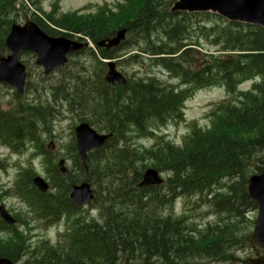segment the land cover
Returning a JSON list of instances; mask_svg holds the SVG:
<instances>
[{
  "label": "trees",
  "instance_id": "trees-1",
  "mask_svg": "<svg viewBox=\"0 0 264 264\" xmlns=\"http://www.w3.org/2000/svg\"><path fill=\"white\" fill-rule=\"evenodd\" d=\"M174 1L122 0L114 8L105 4L95 14L45 15L65 32L51 28L36 14L33 20L49 35L79 34L94 43L127 28V40L120 47L98 49L103 58L120 57V51L130 49L133 43L167 69L172 78L189 83L192 91L223 80L233 89L238 76L264 77L263 28L243 24L221 27L216 23L207 30L213 43L226 52L248 53L211 55L202 61L197 51L183 50L188 46L186 28L177 14L169 11ZM16 4L17 0H0V55L6 52V36L14 23L10 14L19 11ZM98 62L96 76L88 83L90 115L85 119L113 132V137L104 148L90 154L89 173L80 166V174L70 171L63 175L55 161L46 160L51 183L57 188L53 194L35 189L33 170L25 171L17 190L38 217L53 223L63 213L75 212L77 206L69 192L81 177L93 184H105L96 198L102 221H75L57 246L48 240L30 244L23 232H7L0 236V257L22 260L20 264H201L203 257L215 262L235 259L237 248L250 247L252 221L246 215L256 207L246 193L247 178L264 164V83L258 95L248 93L239 104L231 102L216 109L209 130L192 126L183 146L175 147L156 130L181 118L180 109L189 90L155 77L130 79L123 87L111 86L103 76L105 63ZM59 94L60 88L52 87L53 98L58 99ZM82 101L75 99L72 105L84 111ZM46 106L19 101L14 109L0 110V140L18 149L21 141H35L40 130L38 118L46 123L51 114ZM146 137L154 138V145L136 143ZM147 167L165 173V183L138 187ZM224 179L229 181L222 183ZM210 193L213 209L223 215L214 225L196 229L184 214L176 217L165 213L179 195L207 197ZM2 223L0 227L12 229Z\"/></svg>",
  "mask_w": 264,
  "mask_h": 264
},
{
  "label": "rangeland",
  "instance_id": "rangeland-1",
  "mask_svg": "<svg viewBox=\"0 0 264 264\" xmlns=\"http://www.w3.org/2000/svg\"><path fill=\"white\" fill-rule=\"evenodd\" d=\"M36 1L37 0L24 1L27 9L21 10L22 15L17 18L16 23L22 24L23 22H25L26 16L29 17L33 10L30 3L33 4V2ZM39 1L44 7V10L48 12L51 8V5L56 0ZM104 2H115V0H60V9L65 12H73L74 10H80L86 6L90 7L91 5H101ZM12 18L15 19V17L13 16ZM199 19H207V16H199ZM131 45L136 47V45H134L133 43ZM72 58V64L63 68L61 71L53 73V75L45 76L43 70L36 65V58L34 56H32L30 53H24V55H22L21 57V59L29 66V74L27 78V91L24 95L26 102H43L45 104L49 102L51 104H54V101L57 99L53 100L52 87L60 88V99L55 104L58 110H51V113L53 115L52 118H54L57 114V116L55 117L56 121L52 123V127L49 124L45 125L44 123H40L41 132L43 133L42 140L45 148L50 140H54L57 145V148L52 153L56 154V162L60 158H64L67 161V166L69 167V169H74L76 170V172H78V166H76L75 162V154L70 148H68V146L70 145L73 139L72 133L75 126L80 123L82 119L87 118L90 113V109L87 107V101L85 97L88 94V90L90 91L91 88L89 87L90 85L86 83L88 81H81V78L92 75V72L94 70L93 65H96V59L90 51H86L82 56ZM79 60L80 63L78 62ZM81 66L83 69L86 70V72L82 71ZM120 68L124 72L126 71L131 77H155L162 82L171 83L175 85V79H172V81L169 80L171 78L168 73L164 69H162L161 66H158V64L154 63V61L149 59V57L146 55H143L142 58L138 59V61H132L129 64H124L123 66H120ZM247 87H249V84L243 86V88ZM14 95L15 94L13 89H10V87L5 84H0V103L3 105V108H6L12 100H14L13 103L17 100ZM223 96L224 93L216 89L200 92L196 95L193 100L189 101L186 105V122L180 123L177 126L175 125V122L172 121L171 123H168L167 125H165V127L162 128V134H165L173 142H181V137L187 132V124L193 121L201 122L203 120H206V113L213 106V102L218 99H221ZM80 98L85 100L82 101L84 104V111L79 109L77 105L75 111V108L72 106V102L75 101V99L79 100ZM57 111L61 114L59 115ZM52 118L49 119L47 123L53 121ZM140 142L145 146H150L154 143V140H136V143ZM37 144L41 146L40 142H38ZM39 152H42L40 148ZM43 157L44 156L42 154H40L39 156L36 155L34 149H30L29 151L23 153H14L9 149L0 146V160L6 165V169H0V194L2 195L1 190H5L9 186L12 187L17 184V177L20 172V169H18L19 164H23V166H26L29 161H32V166L37 170L38 173H40L41 176L47 179V174L43 170V168L45 167L41 166V161ZM74 170H72V172ZM105 186V184H94L97 196L102 192V190H104L103 187ZM3 203L5 204L7 209L10 210L11 213L19 211H30L27 204L25 203L24 205V202L20 198L18 199L15 197H6L3 200ZM89 207L90 204H87L84 207V210H87ZM180 208H182L181 201L178 203V210H182ZM193 210L195 212L189 211L187 212V214H191V216L195 218L194 221L197 224H206L208 221L214 222L215 220L219 221L223 218V215H217L216 218L212 210H210L206 206H201V208ZM90 214L91 215H89V217L97 218L96 221H99L101 219L100 210H92ZM250 215L253 219H255L257 217V211H252ZM29 218L31 219L33 217L29 216ZM78 220L92 221L85 215L81 219H79V217H74V220L70 222L66 220L68 222L66 225H63V223H61L60 225H55L51 227V225L45 226L43 220H35L33 221V224L31 226L33 227L37 225V227L39 228H36L34 231H32L31 234L33 236H36L35 240L45 238L55 242L57 239L58 243H60L63 241L64 233L69 231L71 224ZM57 233L59 234L57 235ZM61 235H63L62 239ZM239 256L245 257L244 254H240ZM235 264H239V262Z\"/></svg>",
  "mask_w": 264,
  "mask_h": 264
},
{
  "label": "water",
  "instance_id": "water-1",
  "mask_svg": "<svg viewBox=\"0 0 264 264\" xmlns=\"http://www.w3.org/2000/svg\"><path fill=\"white\" fill-rule=\"evenodd\" d=\"M175 9L185 10H203L216 11L230 19H238L252 22L264 26V0H180L174 6ZM125 37V30L110 39L108 43L101 42L100 45L106 44L107 47L118 45ZM7 47L12 51V55L7 58L2 57L0 60V82H7L15 86L19 92H22L25 85L26 72L25 67L19 63L17 56L22 50H31L38 54V63L46 67V73L57 66L67 62V54L78 50L82 45L65 37L53 38L43 32L35 23L28 22L25 26H13L7 39ZM110 72L108 80L119 83H125L126 80L115 69V64L110 63ZM79 154L86 165L87 153L92 148L103 146L109 135H100L88 124H82L77 128ZM53 148V145H50ZM64 162H60L61 170ZM35 184L42 191L48 189L45 181L37 177L34 179ZM163 179L160 178L156 170L148 169L144 175L140 186L160 184ZM249 196L258 203L259 218L250 241L257 247L264 250V172L261 175L252 176L248 186ZM73 199L82 204L85 200L92 199L93 195L90 185L82 183L81 186H75L71 194ZM2 217L9 223H14L3 207H0ZM0 264H14L8 258L0 259ZM247 264H264V256L250 260Z\"/></svg>",
  "mask_w": 264,
  "mask_h": 264
},
{
  "label": "bare ground",
  "instance_id": "bare-ground-1",
  "mask_svg": "<svg viewBox=\"0 0 264 264\" xmlns=\"http://www.w3.org/2000/svg\"><path fill=\"white\" fill-rule=\"evenodd\" d=\"M46 108L49 109L50 112H51V110H54V109H55L53 106H50V105H47ZM46 108H45V109H46ZM98 115H99V114H98ZM56 116H57V114L55 115V117H56ZM52 117H53V115H52V113H51L50 116H49V119H51ZM55 117H54V118H55ZM99 117H100V116H99ZM49 119H48V120H49ZM54 120H55V119H53V121H54ZM46 123H47V121H46ZM103 192H104V191H103ZM101 193H102V192H101ZM101 196H102V195H101ZM106 196H107V195H106ZM101 198L104 199V197H101ZM101 201H102V200H101ZM196 210H197V209H196Z\"/></svg>",
  "mask_w": 264,
  "mask_h": 264
}]
</instances>
